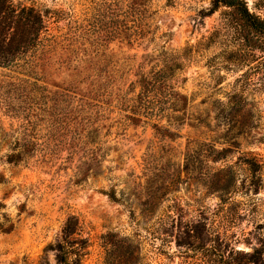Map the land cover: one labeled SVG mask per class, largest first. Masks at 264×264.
I'll list each match as a JSON object with an SVG mask.
<instances>
[{
    "label": "rangeland",
    "instance_id": "374dc122",
    "mask_svg": "<svg viewBox=\"0 0 264 264\" xmlns=\"http://www.w3.org/2000/svg\"><path fill=\"white\" fill-rule=\"evenodd\" d=\"M211 1L15 0L47 12L42 39L59 44L34 70L0 68V264H62L50 247L72 217L81 264H105L109 233L128 239L133 264H218L220 252L177 246L191 224L234 260L257 251L264 264V74L229 60L233 39L216 35L224 10L206 16ZM244 1L264 18V0ZM72 23L82 36L68 41ZM164 52L181 65L169 85L189 102L175 140L157 120L128 118L132 83ZM234 94L245 108L230 123L221 104ZM199 143L231 152L206 162ZM213 173L235 181L224 202Z\"/></svg>",
    "mask_w": 264,
    "mask_h": 264
},
{
    "label": "trees",
    "instance_id": "16d2710c",
    "mask_svg": "<svg viewBox=\"0 0 264 264\" xmlns=\"http://www.w3.org/2000/svg\"><path fill=\"white\" fill-rule=\"evenodd\" d=\"M221 10H224L222 30L216 35L219 36L225 31L231 35L234 45L228 51L229 60L240 65L253 63L255 64V73L257 75L264 74V18L252 13L244 0H212L211 8L206 16H212ZM46 13L43 14L34 7L16 3L15 0H0V68L21 69L30 66V70H34L37 67L36 64L43 60L46 53L57 47L59 42L56 39L46 40L47 44L42 39L46 31ZM68 29L69 32L65 38L68 41L82 36V28L77 23H72ZM259 55L262 58H258ZM161 57L163 60L160 69H154L149 73H140L137 81L132 83L131 87L138 88L139 93L129 102L128 109L132 116L128 118L134 125L145 123L147 119L157 120L158 123L152 125L157 134L166 139L175 140L179 135L170 127H177V129L183 127L186 122L185 114L189 102L186 96L169 85V81L180 70L181 65H178L173 57L169 58L165 52ZM242 102L241 96L232 95L227 106L221 104V114L226 115L231 123L244 111L245 107ZM163 121H166L168 127L159 123ZM82 124L84 132L92 130L91 127L94 125L91 119ZM198 147L200 151L195 153L197 157L201 156L206 162L214 164L220 163L231 152L230 149L219 151L216 149V145L205 143H199ZM14 157L11 155L10 158L14 159ZM208 178L216 181L214 187L221 195V201L224 202L225 200L222 198L230 195L235 184L234 179H230L224 185L219 179V174L213 173V176L209 175ZM108 196L111 200H115L114 196ZM76 223L77 220L74 217L70 218L64 230L65 240L55 247H50V250L56 254L57 260L62 264H68L72 255L76 257L74 263L81 264L79 250L69 246V240L76 234ZM186 226L185 233H183L186 241L183 244L177 242L179 248L183 245L188 250L193 249L195 252L199 249L210 253L220 252L221 254H216L219 258L218 264H257L255 259L257 251L252 254L236 252L238 258L234 260L232 258L234 251L227 255L224 250L226 247L223 246L220 238L213 239L211 234L204 237L206 225L191 224ZM11 230L12 228L6 229L4 232ZM105 237L110 238V243L105 249L107 257L105 264H133L131 260L127 259L124 249L128 239H121V246H118L112 239L119 236L109 233Z\"/></svg>",
    "mask_w": 264,
    "mask_h": 264
}]
</instances>
